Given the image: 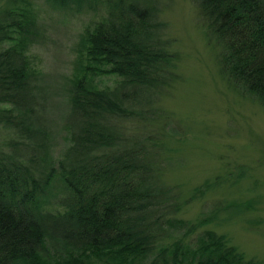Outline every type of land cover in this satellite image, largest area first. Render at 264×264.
Segmentation results:
<instances>
[{"label":"trees","instance_id":"obj_1","mask_svg":"<svg viewBox=\"0 0 264 264\" xmlns=\"http://www.w3.org/2000/svg\"><path fill=\"white\" fill-rule=\"evenodd\" d=\"M16 1L5 0L0 14V264H261L206 227L252 201H216L202 218L178 217L217 178L182 199L163 177L171 113L160 100L180 76L149 0H46L63 12L97 3L105 12L83 28L58 158L39 124L27 55L36 20ZM192 1L218 47L220 76L264 111V0ZM95 72L118 80L98 88Z\"/></svg>","mask_w":264,"mask_h":264},{"label":"rangeland","instance_id":"obj_2","mask_svg":"<svg viewBox=\"0 0 264 264\" xmlns=\"http://www.w3.org/2000/svg\"><path fill=\"white\" fill-rule=\"evenodd\" d=\"M4 5L5 0H0V14ZM15 5L29 8L36 20V36L27 55L36 73L39 124L47 134L50 155L58 158L67 145V89L69 79L79 71L83 28L104 16V7L97 3L63 12L46 0H17ZM149 5L165 22L166 36L172 39L170 49L178 54L180 76L160 100L171 113L163 138V177L176 185L182 199L204 180L217 178L178 217L202 218L216 201H252L239 215L232 208L220 211L219 222L206 227L223 234L245 259L264 264V111L220 76L218 47L192 0H149ZM5 45L6 41L0 43V47ZM91 80L104 88L112 87L118 77L95 72Z\"/></svg>","mask_w":264,"mask_h":264}]
</instances>
